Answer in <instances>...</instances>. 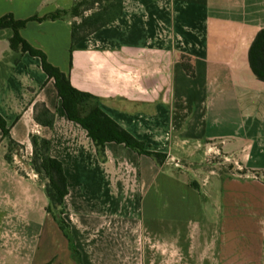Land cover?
<instances>
[{"label": "crops", "instance_id": "crops-1", "mask_svg": "<svg viewBox=\"0 0 264 264\" xmlns=\"http://www.w3.org/2000/svg\"><path fill=\"white\" fill-rule=\"evenodd\" d=\"M74 5L0 0V19L31 20L21 37L167 158L158 164L117 143L101 158L69 120L41 60L14 50L13 29H0V117L10 132L5 137L0 126V264H78L72 248L82 264H146L145 239L157 231L169 264L173 248L194 264H264V81L249 59L264 30V0H124L123 15L72 52L71 16L32 19ZM37 104L55 114L52 129L35 121ZM32 136L51 140L50 154L63 164L72 242L47 212L45 187L28 164ZM11 140L21 146L13 163ZM212 154L245 174L212 173L203 184L181 176L180 162ZM170 160L179 173L165 168Z\"/></svg>", "mask_w": 264, "mask_h": 264}, {"label": "trees", "instance_id": "trees-1", "mask_svg": "<svg viewBox=\"0 0 264 264\" xmlns=\"http://www.w3.org/2000/svg\"><path fill=\"white\" fill-rule=\"evenodd\" d=\"M124 12V0H75V5L70 12L58 11L48 15L44 19L33 18L38 21H56L71 16L72 23V49L73 52L85 39L107 27L119 19ZM17 21L13 15H7L0 19V29L11 28L14 37L11 47L22 53H29L39 58L42 67L49 80L54 82L62 107L70 121L79 124L89 137L93 140L101 158H105V148L108 143L123 144L127 148L141 154L147 155L163 164L167 158L166 154L154 152L147 148L145 142H141L125 131L116 122L110 119L100 108L99 100L89 94L77 91L71 85L70 78L59 68L53 66L47 56L40 50L33 48L20 35L28 22ZM250 64L255 75L264 81V30L260 31L255 38L249 54ZM182 65L189 76H195L194 66L186 56L181 57ZM92 104V105H91ZM35 121L48 128H53L55 114L45 104L35 106ZM0 126L5 137H10L7 124L0 117ZM33 145V156L28 163L32 171L39 176L44 184L45 192L49 200L47 212L54 216L65 236L72 242L69 224L64 219V203L69 195L68 179L61 161L53 158L50 154L51 140L31 137ZM21 146L10 141V149L7 155L9 162L13 163V152H19ZM244 175V172H234L230 175ZM261 177L260 174H256ZM195 187L194 184H192ZM73 251V257L78 264H82L81 255Z\"/></svg>", "mask_w": 264, "mask_h": 264}, {"label": "rangeland", "instance_id": "rangeland-1", "mask_svg": "<svg viewBox=\"0 0 264 264\" xmlns=\"http://www.w3.org/2000/svg\"><path fill=\"white\" fill-rule=\"evenodd\" d=\"M92 105V104H91ZM32 158V157H31ZM30 158V159H31ZM166 169L173 170L174 172L179 173L178 167L176 166V161L170 160L167 162ZM231 162L226 161L222 156L209 155L205 161L202 162H186L182 161L179 163L180 167L183 168L184 172L181 174L182 177L188 179L189 181H198L200 184H203L204 180H207V177L212 176V173L216 175L223 174H232L234 172V165H230ZM28 168V166H27ZM236 171L242 172L238 166H235ZM212 184H221L220 180L217 177H212ZM41 185L44 186L43 183ZM145 239V257L146 264H169L166 260L167 255L169 254V248L165 246L163 239V232L157 231L153 238ZM173 253L172 258H176L173 264H194L181 257L177 248L171 250ZM182 258V261L179 259Z\"/></svg>", "mask_w": 264, "mask_h": 264}, {"label": "built area", "instance_id": "built-area-1", "mask_svg": "<svg viewBox=\"0 0 264 264\" xmlns=\"http://www.w3.org/2000/svg\"><path fill=\"white\" fill-rule=\"evenodd\" d=\"M236 165L238 166V164L236 163ZM238 168H240L239 166H238Z\"/></svg>", "mask_w": 264, "mask_h": 264}]
</instances>
